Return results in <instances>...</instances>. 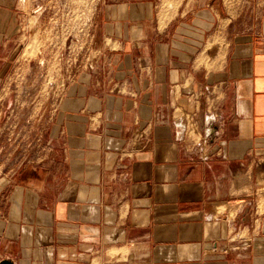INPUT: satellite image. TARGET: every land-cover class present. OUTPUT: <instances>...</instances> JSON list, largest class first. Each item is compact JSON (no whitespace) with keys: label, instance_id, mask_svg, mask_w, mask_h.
<instances>
[{"label":"crops","instance_id":"crops-1","mask_svg":"<svg viewBox=\"0 0 264 264\" xmlns=\"http://www.w3.org/2000/svg\"><path fill=\"white\" fill-rule=\"evenodd\" d=\"M252 2L248 31L226 53L213 36L208 62L194 50L209 0L173 17L155 0H100L98 58L38 117L45 154L0 175V264H264V0ZM20 26L18 1L0 0L1 86ZM208 86L220 97L204 119Z\"/></svg>","mask_w":264,"mask_h":264},{"label":"rangeland","instance_id":"rangeland-1","mask_svg":"<svg viewBox=\"0 0 264 264\" xmlns=\"http://www.w3.org/2000/svg\"><path fill=\"white\" fill-rule=\"evenodd\" d=\"M17 1L21 30L2 77L3 86L0 85V175L9 174L19 164L45 154L46 136L42 127L46 126L38 117L43 111L53 110L56 98L67 85L90 69L98 58L99 48V42L91 38L90 31L100 0ZM155 1L159 14L173 17L181 7L187 9L185 4L191 6L194 0ZM209 1L215 17L209 16L206 39L200 41L198 50L194 51H199L198 57L203 55L211 62L217 50L206 47L209 40L215 35L221 36L226 53L233 35L248 31L254 0ZM199 37L202 39L201 34ZM222 69L203 70L204 81L213 83L215 74ZM189 84L186 82L185 86ZM219 97L216 89L206 87L203 102L198 105V116L212 118ZM181 116L178 113L177 117ZM199 122L189 120L187 125L188 135L194 142L199 140Z\"/></svg>","mask_w":264,"mask_h":264},{"label":"water","instance_id":"water-1","mask_svg":"<svg viewBox=\"0 0 264 264\" xmlns=\"http://www.w3.org/2000/svg\"><path fill=\"white\" fill-rule=\"evenodd\" d=\"M3 264H6V263H3Z\"/></svg>","mask_w":264,"mask_h":264}]
</instances>
